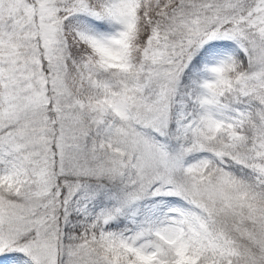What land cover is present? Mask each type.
Wrapping results in <instances>:
<instances>
[{"label": "snow or ice", "instance_id": "1", "mask_svg": "<svg viewBox=\"0 0 264 264\" xmlns=\"http://www.w3.org/2000/svg\"><path fill=\"white\" fill-rule=\"evenodd\" d=\"M0 264H264V0H0Z\"/></svg>", "mask_w": 264, "mask_h": 264}]
</instances>
